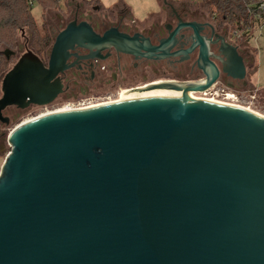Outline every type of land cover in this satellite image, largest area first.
<instances>
[{
    "label": "water",
    "instance_id": "obj_1",
    "mask_svg": "<svg viewBox=\"0 0 264 264\" xmlns=\"http://www.w3.org/2000/svg\"><path fill=\"white\" fill-rule=\"evenodd\" d=\"M189 25L196 42L185 52L199 44L204 79L151 85L178 96L50 112L6 135L0 264H264V117L184 98L219 74L197 25ZM211 30V58L222 72L244 78L229 28ZM177 31L144 49L167 54ZM102 42L115 45L87 21L73 20L53 38L45 63L17 45L19 55L0 77V124L9 123L6 107L51 104L62 90L57 75L68 50H98ZM14 54L4 51L7 59Z\"/></svg>",
    "mask_w": 264,
    "mask_h": 264
},
{
    "label": "flooded vegetation",
    "instance_id": "obj_2",
    "mask_svg": "<svg viewBox=\"0 0 264 264\" xmlns=\"http://www.w3.org/2000/svg\"><path fill=\"white\" fill-rule=\"evenodd\" d=\"M67 6V18L57 14L53 20H49L46 15L52 40L69 22L85 20L100 40L104 37L114 39L115 45L102 42L98 45V50L95 47L90 49L78 46L68 50L66 68L57 75L62 90L52 103L58 99H75L89 93L108 94L97 98L104 99L118 97L123 90L144 91L155 83L203 80L205 75L198 67L197 61L199 44L196 43L192 50L185 52L196 42L195 33L189 24L197 25V34L207 45L208 60L213 61L219 70L216 82L229 88L244 86L243 82L246 85L247 64L253 63L254 55H250L247 48L241 49L237 42L233 43L232 36L228 34L227 41L237 45V51L246 65V73L244 78L237 79L222 72L220 61L211 58V54H217V43L211 44V38L214 39L211 25L218 34L223 32L224 27H218L211 22V17L201 8L198 1L156 0L154 9L140 18L121 3L106 8L107 10L92 6L86 11L84 0L79 3L70 1ZM176 28V42L167 49V54L158 51L151 56L149 51L144 49L147 44L158 46L159 41L167 38ZM118 35H122V38H118ZM122 41H126L128 46H120ZM131 42L134 45H131ZM42 60L46 62L45 59ZM195 96L198 98L196 91ZM20 112L21 109L9 106L2 114L10 121L11 117Z\"/></svg>",
    "mask_w": 264,
    "mask_h": 264
},
{
    "label": "trees",
    "instance_id": "obj_3",
    "mask_svg": "<svg viewBox=\"0 0 264 264\" xmlns=\"http://www.w3.org/2000/svg\"><path fill=\"white\" fill-rule=\"evenodd\" d=\"M258 1L200 0L199 5L216 26L234 30L239 46L248 47V40L264 24V9L258 7ZM33 2L43 10L58 4L57 0H0V77L14 61L13 55L7 59L4 51H15L19 36L23 37L27 48L41 59L51 43L47 25H38L32 15ZM89 2L98 3V0Z\"/></svg>",
    "mask_w": 264,
    "mask_h": 264
},
{
    "label": "rangeland",
    "instance_id": "obj_4",
    "mask_svg": "<svg viewBox=\"0 0 264 264\" xmlns=\"http://www.w3.org/2000/svg\"><path fill=\"white\" fill-rule=\"evenodd\" d=\"M64 1L67 0H60L58 4L54 7H51L47 10H43L40 6L33 2L31 4V12L32 15L38 25L44 23L47 25L46 21V13L49 20H53L57 14H61L64 18L68 17L69 8L63 4ZM73 3L83 2V0H72ZM85 1V10H90L92 6H96L98 9L107 10L106 8L112 7L117 3H122L127 5L133 14L136 17H142L147 12H150L156 6V0H98V3L89 2L90 0ZM193 1H200V0H193ZM214 20L211 18V22ZM225 27V26H224ZM228 28V27H227ZM49 33V31H48ZM229 35L232 36V41L236 42V38L234 37V30L229 29ZM49 36L52 37L49 33ZM18 43L25 45V41L23 37L19 36ZM51 45V43H50ZM49 45V46H50ZM241 49H246L249 51L250 55H254L253 63L247 64V76H246V85L244 86H236L231 88L236 93V100H225L229 103H234L240 105L242 107H246L254 111L260 116L264 117V24H262L259 28H257L253 34V36L248 40V47H242ZM19 55L17 49L15 50V54L13 55L14 61L10 64V66L15 62L16 57ZM42 59H45V54L43 55ZM222 85L220 82L218 86ZM1 95V92H0ZM108 95L105 93H89L87 96H93V102H107L109 100H114L117 96H112L110 98L104 99H97L100 96ZM85 96H80L75 99H58L51 105L37 107V106H29L26 109L21 110V112L15 116L11 117V120L7 125L0 124V146L2 145V149L0 150V166L3 162V159L6 153L9 150V147L5 141L6 135L20 122H23L26 119H30L36 117L40 114L55 111L61 109L62 105L66 100H79ZM210 95L201 96V97H209ZM218 100H222L220 96L216 97ZM215 98V99H216ZM11 110V109H10ZM9 110V111H10ZM9 113V112H8Z\"/></svg>",
    "mask_w": 264,
    "mask_h": 264
},
{
    "label": "bare ground",
    "instance_id": "obj_5",
    "mask_svg": "<svg viewBox=\"0 0 264 264\" xmlns=\"http://www.w3.org/2000/svg\"><path fill=\"white\" fill-rule=\"evenodd\" d=\"M155 84H158V83H155ZM145 89L146 90L140 91V92H125L123 90L120 93V95L116 99H114V100L107 101V102H100V103L97 102V103H93L91 105H88V106H85V107H82V108L95 107V106L107 104L109 102H124V101L132 100V99H141V98L158 97V96H178L179 93H180V91H178V90L168 89V88L148 87V88H145ZM184 98L185 99L197 98L195 96V90H188V91H186ZM202 100H208L210 102H215V103H219V104H226V105H231V106H237L239 108H244V109H247V110L255 113L254 111H252L249 108L242 107L240 105H237V104H234V103H229V102H226V101H221V100H218V99H215V98L202 99ZM64 110H68V109L64 108V109H58V110L50 111V112H57V111H64ZM50 112H46V113H50ZM46 113H43V114H46ZM43 114H40V115H43ZM255 114H257V113H255ZM27 120H29V119H26L24 121H27Z\"/></svg>",
    "mask_w": 264,
    "mask_h": 264
},
{
    "label": "built area",
    "instance_id": "obj_6",
    "mask_svg": "<svg viewBox=\"0 0 264 264\" xmlns=\"http://www.w3.org/2000/svg\"><path fill=\"white\" fill-rule=\"evenodd\" d=\"M60 0H57V2H59ZM258 7L260 9H264V0H259L258 1ZM219 82H215L213 83L211 86H209L207 89H205L204 91H196V94L198 97L201 96H206V95H210L209 97L206 98H216L218 96H220V98L222 99L221 101H225V100H236V93L229 87H226L224 85H219ZM93 96H85L83 98H80L79 100H66L64 102V104L62 105L61 109H68V110H72V109H79L88 105H91L93 103H97V102H93L94 101ZM217 99V98H216ZM111 101V100H109ZM227 102V101H226Z\"/></svg>",
    "mask_w": 264,
    "mask_h": 264
},
{
    "label": "crops",
    "instance_id": "obj_7",
    "mask_svg": "<svg viewBox=\"0 0 264 264\" xmlns=\"http://www.w3.org/2000/svg\"><path fill=\"white\" fill-rule=\"evenodd\" d=\"M70 1H72V0H67V1H64L63 2V4H61V5H66L67 6V3H69ZM122 4V3H121ZM123 5H125V4H123ZM126 7H128L127 5H125ZM110 8V7H109ZM129 8V7H128ZM130 9V8H129ZM131 10V9H130ZM46 15H47V13H46ZM45 15V16H46Z\"/></svg>",
    "mask_w": 264,
    "mask_h": 264
}]
</instances>
